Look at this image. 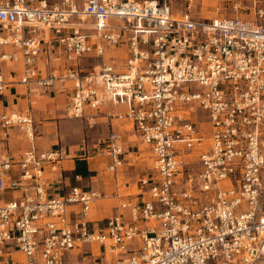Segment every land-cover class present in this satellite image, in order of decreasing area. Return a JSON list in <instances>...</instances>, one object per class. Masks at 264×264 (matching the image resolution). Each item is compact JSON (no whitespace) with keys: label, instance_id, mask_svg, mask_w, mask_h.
Segmentation results:
<instances>
[{"label":"built area","instance_id":"built-area-1","mask_svg":"<svg viewBox=\"0 0 264 264\" xmlns=\"http://www.w3.org/2000/svg\"><path fill=\"white\" fill-rule=\"evenodd\" d=\"M172 1L0 0V47L14 48L0 50V92L1 63L20 59L21 83L72 80V118L92 121L86 108L125 105L107 117L131 122L151 169L140 180L145 196L120 199L119 211L93 226L92 206L108 194L44 187V166L67 158L64 148L0 153V264H254L264 256V0H249L251 18L217 19L195 18L194 0L180 12ZM119 44L122 69L105 59V47ZM87 55L99 62L83 69L76 61ZM59 56L72 63L62 75L47 66ZM12 128L34 139L30 113L0 111V146ZM104 141L114 169L122 136L112 130ZM84 244L105 259L91 250L75 263Z\"/></svg>","mask_w":264,"mask_h":264},{"label":"crops","instance_id":"crops-1","mask_svg":"<svg viewBox=\"0 0 264 264\" xmlns=\"http://www.w3.org/2000/svg\"><path fill=\"white\" fill-rule=\"evenodd\" d=\"M42 34L51 36L49 31H44ZM3 49L7 51L14 50L11 46L0 47V50ZM105 50V59L113 61L117 68L122 69L126 57L125 44L107 45ZM56 54L55 51L54 55ZM98 62V58L87 55L79 58L76 64L83 69H89ZM71 64L62 56H59L50 60L47 66L48 68L55 66L58 73L62 75ZM42 67V64H40V74L43 73ZM1 68L6 83L4 89L0 92V111L30 113L34 119V124H37L38 134H35L34 139L30 140L21 130L12 128L8 140L0 146V153L18 156L32 145L41 150L56 147L64 148L68 154L67 158L52 163V165L46 164L44 166V187L49 195L63 194L73 186L82 189H94L108 194L107 199L99 200L92 206L90 213H93V217L90 216V219L93 220V226H103L106 217L119 211L117 205L120 199L138 200L141 196L146 195L145 192L140 194V180L147 177L151 169L150 165L147 169L139 166L138 161L141 160L139 157L143 155L139 144L140 138L130 121L107 117V114L111 111L125 110V105L107 103L96 109L86 108V114L95 115L93 120L89 121L86 117L79 119L86 120L88 129L100 127L105 130L104 134L98 135L96 141L91 145L93 151L90 154L91 147L89 144L84 143V140L81 142L72 141L66 146L58 143L63 136L75 138L77 133L73 134V132L78 131V119L64 120V116H62V111L65 112V107L73 93L72 80L60 79L54 81L50 86L40 87L35 82L28 84L20 82L22 75L20 59L2 62ZM65 116L68 115L65 113ZM67 121L72 123L69 124ZM68 124L73 125V127H69ZM94 126L97 127L93 128ZM92 129L87 130V135L88 131L91 132ZM112 130L120 133L123 140V151L120 154L121 163L114 169L109 168V155L104 149L107 146L106 142L104 141L100 145L97 144L98 139L105 140ZM16 132L20 133L17 134ZM114 194L118 198L114 197ZM11 195L10 192L5 193L3 198H9ZM106 200L112 203L107 204ZM110 204L111 210L107 214V206ZM98 215L101 216L98 217Z\"/></svg>","mask_w":264,"mask_h":264},{"label":"rangeland","instance_id":"rangeland-1","mask_svg":"<svg viewBox=\"0 0 264 264\" xmlns=\"http://www.w3.org/2000/svg\"><path fill=\"white\" fill-rule=\"evenodd\" d=\"M249 4V0H194L191 4L190 11L191 14L197 18V19H217V18H228V17H239V18H251V14L248 10H246V7ZM172 7L175 12H180L184 9L183 0H173L172 1ZM62 116H64V120H74L78 119L77 124V133L75 135V138L69 137V136H63L62 140L58 141L59 144L62 145H68L72 141L81 142L84 140V143L91 145L96 141L97 136L104 134L105 130L101 129L100 127L94 126L92 129H88V125L85 119H79V118H70L68 116H65V112L62 111ZM69 124H71V121H67ZM68 126L70 127L71 125ZM73 127V125L71 126ZM81 127V128H80ZM75 128V127H74ZM92 129V131L87 130ZM82 131V133H81ZM19 134L20 132H16ZM38 134L37 130V124H34V135ZM23 137V136H22ZM24 138V137H23ZM140 148L143 153L139 158H141L140 161H138L139 166L144 167L143 169H147V167L150 165V159L148 157L149 153L146 149V146L140 142ZM93 148L91 147L90 154L92 153ZM144 171V170H143ZM7 196V195H6ZM107 204L112 203L109 200H106ZM111 210V204L107 206V214H109ZM91 218L93 217V213H90ZM101 215H98L100 217ZM97 217V216H96ZM95 218V217H94ZM83 249L86 251V254L79 255L75 263H78L82 260L83 257L89 256L91 250L101 256V258L105 259V252L102 248H100L97 245H90V244H84ZM254 264H264V256L260 257Z\"/></svg>","mask_w":264,"mask_h":264}]
</instances>
